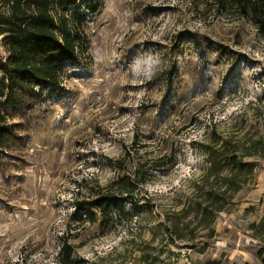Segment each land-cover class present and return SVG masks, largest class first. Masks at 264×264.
Returning a JSON list of instances; mask_svg holds the SVG:
<instances>
[{
  "label": "rangeland",
  "instance_id": "rangeland-1",
  "mask_svg": "<svg viewBox=\"0 0 264 264\" xmlns=\"http://www.w3.org/2000/svg\"><path fill=\"white\" fill-rule=\"evenodd\" d=\"M6 13L0 0V58ZM81 30L65 94L32 110L25 160L0 170V264H60L66 244L65 264L264 262L251 226L264 209L255 18L218 0H102ZM214 131L252 153L237 192L206 173Z\"/></svg>",
  "mask_w": 264,
  "mask_h": 264
},
{
  "label": "trees",
  "instance_id": "trees-1",
  "mask_svg": "<svg viewBox=\"0 0 264 264\" xmlns=\"http://www.w3.org/2000/svg\"><path fill=\"white\" fill-rule=\"evenodd\" d=\"M102 0H6L8 13L1 22L6 56L0 58V170L6 172L16 160L23 162L29 150L32 110L53 101L66 92L63 74L69 65L80 62L79 48L82 25L98 11ZM220 5H233L250 13L264 32V0H218ZM259 142V143H258ZM264 150L263 141H258ZM208 177H220L234 192L254 172V163H244L238 145L214 131L210 143H204ZM141 167L120 177L115 184L132 185ZM6 176V180H8ZM208 199L218 195L208 191ZM210 195H213L211 198ZM96 204L102 206L100 200ZM200 205V204H199ZM83 207V205H82ZM223 205L217 207L222 210ZM209 207L203 208L208 210ZM120 213V211H119ZM252 228L256 236L264 234V209ZM263 237V236H262ZM60 264L71 256L72 247L64 245ZM262 251L258 254L261 255Z\"/></svg>",
  "mask_w": 264,
  "mask_h": 264
},
{
  "label": "crops",
  "instance_id": "crops-1",
  "mask_svg": "<svg viewBox=\"0 0 264 264\" xmlns=\"http://www.w3.org/2000/svg\"><path fill=\"white\" fill-rule=\"evenodd\" d=\"M247 262H249L251 264L250 261L247 260ZM252 262H254V264H264V262L262 261V259H260V257L258 255L254 256V258L252 259Z\"/></svg>",
  "mask_w": 264,
  "mask_h": 264
}]
</instances>
